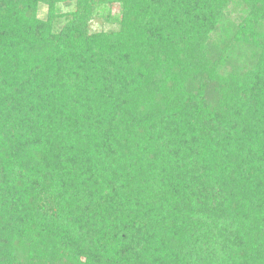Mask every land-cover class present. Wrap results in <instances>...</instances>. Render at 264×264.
Segmentation results:
<instances>
[{
  "label": "trees",
  "instance_id": "16d2710c",
  "mask_svg": "<svg viewBox=\"0 0 264 264\" xmlns=\"http://www.w3.org/2000/svg\"><path fill=\"white\" fill-rule=\"evenodd\" d=\"M0 264H264V0H0Z\"/></svg>",
  "mask_w": 264,
  "mask_h": 264
},
{
  "label": "rangeland",
  "instance_id": "374dc122",
  "mask_svg": "<svg viewBox=\"0 0 264 264\" xmlns=\"http://www.w3.org/2000/svg\"><path fill=\"white\" fill-rule=\"evenodd\" d=\"M113 11V9H112ZM116 9L114 10V12ZM91 30H110L113 28V26H109L106 23H103L101 20H92L90 23Z\"/></svg>",
  "mask_w": 264,
  "mask_h": 264
}]
</instances>
